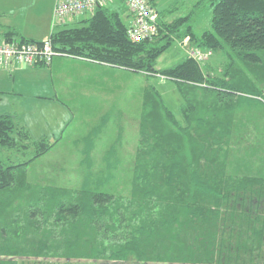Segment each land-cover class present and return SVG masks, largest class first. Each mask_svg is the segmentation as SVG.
Instances as JSON below:
<instances>
[{"label":"trees","instance_id":"16d2710c","mask_svg":"<svg viewBox=\"0 0 264 264\" xmlns=\"http://www.w3.org/2000/svg\"><path fill=\"white\" fill-rule=\"evenodd\" d=\"M123 1L129 24L100 5L80 25L53 30L54 48L172 80L179 111L147 84L140 112L124 107L111 129L110 117L93 125L81 146L87 184L74 191L36 189L28 165L54 143L32 139L0 113V264H264V118L250 115H264V0H198L169 21L165 14L183 5L160 10L148 0L154 33L141 40L130 35L136 13ZM206 4L211 29L198 34L193 16ZM2 37L38 41L10 28ZM184 38L195 56L158 68L159 56ZM129 129L135 151L126 149Z\"/></svg>","mask_w":264,"mask_h":264},{"label":"rangeland","instance_id":"374dc122","mask_svg":"<svg viewBox=\"0 0 264 264\" xmlns=\"http://www.w3.org/2000/svg\"><path fill=\"white\" fill-rule=\"evenodd\" d=\"M51 1L52 0H0V3L11 8L10 11L14 13V23L17 28L22 26V29H24V26H30L33 24H38L42 27L45 26L47 21L45 10ZM197 1L198 0H159L158 8L162 10L174 3L184 5L188 4L189 6H192L193 3ZM184 5L181 7L182 9L177 15L166 13L165 20L169 21L175 16L188 12V8L184 7ZM89 15L90 13H86L82 17L86 18ZM22 17L24 22H22ZM83 19L78 22L73 21L72 24H69V26L80 25ZM192 23L198 34H201L207 29H211V6L206 4L200 10L198 9L194 13ZM51 25L52 18L50 20V26ZM41 26H39L40 29ZM48 37L49 35L46 39ZM184 44L187 46L185 48V52L179 48L177 43H174L170 48H168L159 56L157 60V67L166 68L181 62L186 57L188 48L193 47L192 43H189V40L184 42ZM208 61H210V64H216L215 66L219 67V63L213 61L212 58H209ZM22 65L29 66L25 63H22ZM42 65L45 66L46 64ZM0 68L3 70L5 69V67L1 65ZM24 68H26V71H23L22 73L16 72L14 76H11L10 72H8L9 70L0 72V113L7 112L13 115L15 120H18L28 129L32 139L38 140L46 138L50 142L54 143L45 154L41 155L28 165V180L34 184L37 190L40 188L45 189L50 186L68 188L73 191L77 189L79 190L82 186L87 184L84 181L85 184L82 185L83 172L85 171V168H83L84 165L81 163L84 157L81 146L85 140V136L90 134L89 130H92L94 127L93 125H98V121L96 122V120L100 118V115H102V109L99 112L97 110L100 108V105L97 104L98 97L97 100L95 97H92V88L90 94L91 96H88L89 98L86 104L84 106H72L74 109L71 106L62 103L65 102L66 104H69L67 101L59 98L58 102L57 100L39 98L37 94L47 96V94L49 95L53 91L50 69L48 67H45V69L43 68V70L42 68ZM128 72L125 70L123 72L122 102L125 108L127 107L131 109L129 112L133 111L132 115L136 113V111L140 112L143 94L142 89L144 90L147 84L155 85L163 94L169 107L176 113L179 111L181 97L175 89V84L172 80L152 75L146 76L135 71L129 72L130 74ZM99 76L100 79L103 78V84H105L108 78H104L102 75ZM73 79L74 77H72L71 80ZM94 79L96 80V77ZM81 80L82 79L79 76L74 79V82H79ZM108 84L110 85L109 82ZM106 91H108V88H104L105 93ZM97 93L101 95L100 91ZM99 113L100 115H98ZM250 115H258L264 118V115L261 114V112L251 113ZM93 118L95 120L92 122ZM118 118L119 117L117 116V120ZM122 119H124V112ZM98 120L100 121V119ZM88 122L92 123L88 126ZM129 125L130 122L124 123V127L126 129L129 128ZM128 131H130L129 137H131L133 141H128L130 144L129 146H127L128 144L126 145V149L129 151H135L134 146L137 135L136 131H133V129H129ZM260 136L262 135H259V138H261ZM252 137L253 135L248 136L249 139ZM260 141L262 140H258V142ZM234 152L236 156H240L243 151L235 150ZM3 153L8 154L9 152L7 150H3ZM11 156L15 157L14 154ZM28 156L29 155H27V157ZM18 157L21 158V154H19ZM69 195L66 194L64 196L68 197ZM26 261L27 264H31L33 259H26ZM32 264L105 263L101 260H90L85 258H41Z\"/></svg>","mask_w":264,"mask_h":264},{"label":"crops","instance_id":"0c3cea01","mask_svg":"<svg viewBox=\"0 0 264 264\" xmlns=\"http://www.w3.org/2000/svg\"><path fill=\"white\" fill-rule=\"evenodd\" d=\"M55 2L56 0H52L45 10V16L47 18V21L44 27L38 24H33L30 26H24V29H22V26H20V28H17L16 24L14 23L15 20L14 13L10 11L11 8L0 3V38H3L2 33L4 32V30L10 28V29H14L15 31H18L21 35H23L26 38L38 40V41L45 40L48 35L50 36L53 30L65 26L67 24L68 25L72 24L73 21L78 22L81 19H83L84 17L82 16L86 14V13H82L76 15L73 18H71V20H69L68 22L60 25H56L55 27L57 28H55L52 25L50 26V20L52 18ZM106 5H108L114 10L123 12V17L126 20V22L128 24L131 22V14L128 11V8L123 0H111ZM182 5L183 4H179L180 7ZM22 22H24L23 17H22ZM39 26H41V29L39 28ZM184 41H186L185 38ZM183 42L179 43L178 46L184 51L187 46H185ZM24 67L42 68V70L43 68L45 69V67H48L50 69V75L52 78L51 81L53 82L52 83L53 91L49 95L47 94V96L37 94V96L42 99L57 100L58 102L59 101L58 98H59L64 101H67L69 104H66L65 102L62 101L61 102L71 107L84 106L89 98L88 96L91 94V89L93 88L92 97H95L96 100L98 97L97 104L100 105V108L97 109L98 112L101 111L102 109V115H100L99 113L98 115H100V118L98 119H100L101 122L104 121L107 122L108 120H106V118L110 117V123L108 125V128L106 127V129L108 130L111 129L113 123L117 121V113H119L120 116L122 108L125 107L122 102L123 72L124 70L126 72L128 71L134 72L133 70L126 69L124 67L110 65L107 63L98 62L90 59L70 57V56L55 57L49 66L48 65L23 66L22 64H18L10 68H5L4 70L0 68V72L9 70L8 72H10L11 76H14L16 72L22 73L23 71H26V68ZM99 75H102V77L104 78H108L105 84H103V78L100 79ZM79 76L82 80L79 82H74V79ZM72 77H74L73 80H71ZM95 77L96 80L94 79ZM108 82L110 83V85L108 84ZM103 87L105 89L108 88V91H106L107 94L104 92ZM118 88L120 89V91ZM99 91L101 95L97 93ZM117 94H118V100H117ZM98 119L96 120V122L97 121L99 122ZM94 120L95 119L93 118L92 122ZM92 122H88V126ZM89 136L90 134L85 136V139H87ZM82 146H84V142Z\"/></svg>","mask_w":264,"mask_h":264},{"label":"built area","instance_id":"2783aa9c","mask_svg":"<svg viewBox=\"0 0 264 264\" xmlns=\"http://www.w3.org/2000/svg\"><path fill=\"white\" fill-rule=\"evenodd\" d=\"M111 0H56L52 14V26L68 22L76 15L93 13L95 8L106 5ZM127 5L136 13V22L130 30L134 40H141L154 33L153 10L148 0H126ZM156 19V18H155ZM188 38H186V41ZM187 52L195 56V50L188 48ZM71 55L54 48L51 37L41 41H19L0 38V65L10 68L18 64L49 65L55 57ZM202 57V55H201Z\"/></svg>","mask_w":264,"mask_h":264}]
</instances>
